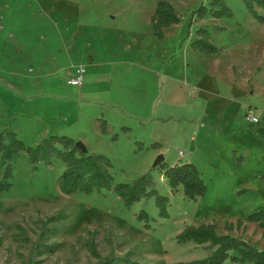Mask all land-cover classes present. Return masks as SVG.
Here are the masks:
<instances>
[{"label":"rangeland","instance_id":"rangeland-1","mask_svg":"<svg viewBox=\"0 0 264 264\" xmlns=\"http://www.w3.org/2000/svg\"><path fill=\"white\" fill-rule=\"evenodd\" d=\"M168 1L179 22L158 36L151 24L158 0H0V131L14 130L27 145L54 133L71 135L87 152L112 159L114 184L150 172L169 198L162 215L152 197L125 206L113 189L65 194L57 183L61 162L33 168L21 151L6 179L11 184L0 191V264H98L106 257L178 264L203 257L206 248L179 244L176 234L211 221L218 233L264 255V226L247 218L264 207V162L256 164L264 143L245 133L224 139L218 125L245 122L250 110L261 121L251 126L264 135V21L248 13L244 0H224L230 15L193 19L201 5H221ZM257 10L264 15V8ZM200 27L219 50L192 48ZM79 66L84 84L68 86ZM101 113L110 122L106 134L96 122ZM230 144L249 156L244 167L229 161ZM159 155L167 164L179 155L196 164L207 192L196 199L182 188L172 192L153 165ZM6 166L0 153V181ZM248 168L251 177L242 175ZM59 213L61 220L49 224L56 233L41 241L40 221ZM227 222L234 228L226 229ZM39 242L49 246L42 254Z\"/></svg>","mask_w":264,"mask_h":264},{"label":"trees","instance_id":"trees-1","mask_svg":"<svg viewBox=\"0 0 264 264\" xmlns=\"http://www.w3.org/2000/svg\"><path fill=\"white\" fill-rule=\"evenodd\" d=\"M248 13L264 21V15H260L257 8H264V0H244ZM211 4H220V8L208 9L206 4L201 5L192 13V19L203 17L208 12L213 16L223 14L230 15L231 9L224 0H210ZM179 17L174 6L168 0H158L154 12L151 15V24L154 33L162 36V29L172 24L178 23ZM197 32L199 37L191 41L194 50L202 52H215L219 50L217 46L210 42V34L206 27H200ZM101 132H108V121L100 116L98 118ZM124 131L130 128L122 126ZM118 133H113L112 138H117ZM76 139L68 134H50L43 137L35 145H27L19 138L16 132L9 128L0 131V153L1 160L6 163L4 179L0 181V191L8 188L11 184L7 177L11 175L13 161L21 151H25L28 162L33 168H37L39 163L51 165L55 161L63 164L64 168L57 178L60 190L65 194L80 192L92 194L101 193L104 190L113 189L125 206H131L142 198H154L155 204L159 207L162 215H167V204L169 198L160 194L155 186V181L150 172L138 175L131 181L113 183L114 176L111 172L113 166L112 159L102 152H83L77 145ZM239 162V161H238ZM162 175L166 179L172 192L182 188L183 194L188 199H196L204 195L208 186L201 175V171L193 162H178L173 165L162 161L158 165ZM145 213V212H143ZM62 214L51 215L42 219L41 233L39 238L44 241L52 234L56 233L55 227L49 224L60 221ZM248 219L256 220L264 226V207H258L248 214ZM242 221L237 220V228H240ZM234 223L227 222L226 229H233ZM179 244L193 243L206 248L203 257L187 260L178 264H230L231 262L250 261L253 264H264V255L259 253L249 242L232 236L228 233H218L215 222L201 223L198 225L187 224L175 236ZM2 238L0 237V244ZM93 246V243H92ZM92 251L97 255L94 246ZM45 243L39 242L36 245L38 254H42L43 248H47ZM55 247V245L51 246ZM98 264H139L135 261L117 260L106 257Z\"/></svg>","mask_w":264,"mask_h":264},{"label":"crops","instance_id":"crops-1","mask_svg":"<svg viewBox=\"0 0 264 264\" xmlns=\"http://www.w3.org/2000/svg\"><path fill=\"white\" fill-rule=\"evenodd\" d=\"M92 59V58H91ZM84 80L85 79V76H84ZM84 84V83H83ZM68 86H73V85H68ZM74 87V86H73ZM102 116L104 117L107 121H108V131L110 129V122L109 120L104 116L103 113H101L97 118H96V122L98 121V118ZM260 120L258 119L257 122H250V121H246L244 122L243 120L237 124L236 126H229V127H224L222 126L221 124H218L219 127H220V133H221V136L224 138V139H229V138H232L234 136H239L241 134H248L250 136H254L255 138L261 140L263 143H264V135L262 134L261 132V128H258L257 126H251V124H260ZM98 128H99V124H97ZM123 126V125H122ZM127 126V125H126ZM129 128H131L130 126H128ZM112 128V126H111ZM100 130V128H99ZM101 132V130H100ZM236 132V133H235ZM103 133V132H101ZM108 133V132H107ZM117 133V132H116ZM103 134H106V133H103ZM231 146V151H230V154H229V161L231 160L232 163L234 164V166L236 167H244L245 164H248L249 163V156H245L242 149L238 146H236L235 144H230ZM183 155V154H182ZM182 155H179L178 159L176 160H173V162L170 164V165H173L175 163H178V162H190L189 159H183L182 160ZM193 159V158H191ZM164 161V160H163ZM205 161L206 163H208V165L212 168V169H219V165L217 163V161L213 160L212 158L206 156L205 157ZM239 161V162H238ZM264 162V153L263 152H259L258 155H256V164H263ZM252 169L248 168V170L246 171V173L244 172L242 175L244 176H248V177H251V173H252ZM241 188H245L244 186H242ZM263 197H264V194L263 192H261ZM211 222H214V221H211ZM225 233H228L230 234L229 232H225ZM232 235V234H230ZM234 236V235H232Z\"/></svg>","mask_w":264,"mask_h":264},{"label":"built area","instance_id":"built-area-1","mask_svg":"<svg viewBox=\"0 0 264 264\" xmlns=\"http://www.w3.org/2000/svg\"><path fill=\"white\" fill-rule=\"evenodd\" d=\"M84 76H85V67L79 66L76 68L74 75L68 79V84L73 86H79L83 83ZM246 119L247 121L250 122L258 121L257 116L254 113H252L250 110L246 114ZM180 154H182L181 151Z\"/></svg>","mask_w":264,"mask_h":264},{"label":"water","instance_id":"water-1","mask_svg":"<svg viewBox=\"0 0 264 264\" xmlns=\"http://www.w3.org/2000/svg\"><path fill=\"white\" fill-rule=\"evenodd\" d=\"M76 145L83 151V152H87V147H86V145L81 141V140H77L76 141ZM163 159H164V157H163V155H159L158 157H157V159L155 160V162H154V166H156V165H159L162 161H163Z\"/></svg>","mask_w":264,"mask_h":264}]
</instances>
